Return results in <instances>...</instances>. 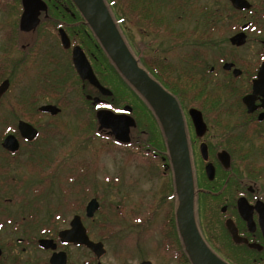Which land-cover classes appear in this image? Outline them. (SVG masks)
<instances>
[{"label":"flooded vegetation","instance_id":"1","mask_svg":"<svg viewBox=\"0 0 264 264\" xmlns=\"http://www.w3.org/2000/svg\"><path fill=\"white\" fill-rule=\"evenodd\" d=\"M30 1L31 3L26 9L23 5V0H0V186L3 188L1 196L4 198H0V200H3L2 205L10 204L13 200L20 202L21 195L25 196L29 189L26 185H29L31 187L32 204L38 206L43 202L45 204L48 203L51 212H47L46 216L41 219L46 221V223L40 227L38 226V238L24 234V238L15 239V243L13 244L12 237L20 233L19 228L21 226L19 223H22V221L21 219H12L10 215L3 213L1 209L4 210V208L0 207V264H51V259H54V257L62 258L64 264H80L76 263L75 260L74 262L71 261L69 251L71 249L87 251L89 257H92V261L82 264H105L103 259L107 255V249H105L103 240L106 239L111 243L116 242L117 245H115H119L118 247L123 249V240L128 237L124 236V234L129 235V211H126L127 214L124 212L125 208L129 206V172L123 175V171L129 168L127 166V162H129V147L136 146L137 150L145 154V158L147 159L149 156H152L158 166L161 164L162 170L158 176L164 179L170 175L169 180L170 182L172 180L174 186L166 139L163 129L150 105L130 85L129 90L141 100L145 109L153 116L152 118L154 119L151 121L158 127L165 151L154 150L150 147L149 143H146L145 146L143 140L140 139L139 131L134 132L135 128L138 130V123L135 116H133V108L129 107V105L121 106L123 102L113 103L111 101L110 98L113 94L105 86V78L108 76L106 72L109 71L110 74L117 75L118 71L103 51L73 2L71 0ZM167 1L171 2L170 0ZM103 2L105 6H107V3H113L112 0L107 2L103 0ZM228 3L235 13L240 14L244 12L250 13L255 8L251 2H248L250 5L248 10H237L232 6L230 0H228ZM259 3L260 6H264V0ZM115 5L125 7L117 3ZM155 5L157 4L146 6L148 9L158 11L159 15H157L161 19L158 22L149 21V17L145 21L140 20L134 13H131V17L134 18L137 24L147 26L149 33L163 32L169 34L166 37L174 38V31L168 30L167 15L164 14L162 8ZM182 7V5L176 4L174 6H166V8L173 10V12L181 11ZM106 8L110 12L111 7L107 6ZM112 8L116 9L117 7L112 6ZM111 18L115 23L114 18L112 16ZM121 22L123 23L124 20ZM207 23L203 25L205 28L204 33L193 36V41H195L193 44L195 46L198 43H205V41L212 38V35L217 33L215 22L209 23V25ZM21 25L29 27V29L23 30ZM237 25L238 23H235L234 27ZM244 26L245 29L242 30ZM251 27L254 28L251 20L243 21L239 29L228 38L229 45L232 48H241L242 46L231 45L230 39L243 32L247 41V31ZM262 45L264 46V42H262ZM74 49H79L84 54L95 78L101 87L108 91V93L110 92L109 95L101 93L87 80H83L80 77L73 62ZM193 51L192 49L190 54H186L183 57L185 60H182L177 66L157 56L156 53L145 56L139 54V52V55L135 56L131 47H129V52L136 60L138 67L175 98L181 111L193 174V216L201 240L211 255L222 264H264V188L259 185L260 183L263 184L260 181L264 179V164L253 166L243 161H238L240 162L239 164L236 163L247 178L254 179V181L250 180V183H248L240 176L232 174L234 172L233 169L237 168L233 162V156H235L233 154L236 153V142L234 140H231V142L229 140L230 148L228 150L219 149L215 152L214 157L213 152H211L212 150L203 141L208 132V126L203 118V113L210 112L211 104L214 103L213 99H215V103L219 100V96L208 93L207 75L217 77L219 74H223L226 77H231L233 79L232 82H237L240 81L239 79L242 77L243 72L236 67L234 60L233 62L219 60L220 68L210 67L208 70H205V65L203 66V63L196 55L198 52ZM54 56H61L64 62L60 59L61 62L52 59ZM101 56L105 59V62L100 59ZM38 57H44L42 59L46 60L42 62L41 59L40 63H37ZM51 62L55 66L61 63L66 71L73 72L76 77L74 88H77V93L81 97L83 96L89 105H91V110L95 117L93 119H95L97 127L95 128L94 136L90 139L96 140L97 144L100 142L108 144L112 152L126 151L121 154L122 162L119 165L112 166L115 168L108 171V166H104L98 162V156H95L94 164L85 160H77L73 164H70V158L72 156L74 159V155L67 153L64 154L67 165L65 167H63V163H60L59 156L54 157L56 152L53 148L54 139L58 135L52 131L53 125L51 122L45 132H43L39 121L44 119L51 120L57 117L61 112L59 107H63L68 102L64 95L58 93L61 101L55 105L51 100H55L53 99V95L57 96L46 92V89L48 90L50 86L52 87L57 83H62L66 77V73L60 76L57 67L52 68L47 66ZM263 63L264 57L254 67L253 75L247 82L248 87L246 90L234 93L235 86L232 85V82L227 87V92H230V95L234 93L233 95L235 96V99L232 101L233 110L240 115L244 124L253 125L256 128L264 124V97L262 93L253 94V82L257 78ZM226 65H232V67L226 69ZM110 66L113 69H109ZM195 68L199 69L201 73L197 74ZM101 69L103 72H101ZM234 70L239 71V73L235 75ZM202 71H204L203 74ZM21 73H25V81L28 86L20 84L21 77L23 76ZM198 85L199 87H196ZM177 87L183 90V93L175 94L173 90ZM69 92L71 90H65L66 95ZM44 97H48L50 100L42 102L43 100L41 101V99ZM245 97H252L248 101V104L244 102ZM95 99L99 101L94 103ZM185 100L191 101L192 105L197 104L199 108L192 106L185 112ZM46 106H53L59 109V113L53 115L50 112L43 111L42 108ZM125 107L131 110L127 112L124 110ZM190 110L198 111L206 126V132L201 138L195 135V129L189 116ZM100 111L125 114L133 119L135 126L129 129L128 142L118 141L109 129L99 130L97 114ZM188 121L192 128V136L188 132ZM23 126L26 130L25 132L22 131ZM84 126L88 128L86 123H84ZM253 128L254 130L256 129L255 127ZM32 129L36 134L32 139H27L26 136ZM192 137L199 141L198 156L202 163L198 183H196L194 177L191 158L193 141L190 142V139H193ZM201 144H205L206 146L207 161H204L201 157ZM114 154L117 153H112L110 158H113ZM134 154L137 155V153ZM220 155H222L223 162H227L226 167L219 159L218 156ZM225 155L228 156L227 159ZM158 161L160 163H157ZM207 164H211L214 169L212 180L208 179L205 172ZM85 195H89V199H85ZM6 196H9V198H5ZM18 196L19 198L16 199ZM159 198L156 197L157 200ZM207 198L212 202V205H217L219 210V214H214L210 217V222L206 219V223L208 222L211 228L206 226V223L204 224L203 221L206 217L204 206L202 204L198 206L200 200H207ZM174 199L177 201L175 189L174 194H171L169 197V200L173 202ZM91 201H95L94 205L96 209L91 216H88L87 206ZM53 202L61 205L63 212H56L57 207L55 208V205H51ZM70 203H74L79 208V211L75 212L71 218L66 213L67 205L69 209ZM141 208H144L152 217L153 212L157 209V204L152 199ZM176 210L177 206L174 211V221L173 216L168 214L169 216H166L168 218L167 224H164L159 229V232L164 237L161 244L169 251L164 253H171L179 264H193L185 250L178 230ZM29 217L33 219V215ZM75 218L79 219L90 241H92L90 238L91 229L86 223H94L99 233V240L92 242L102 244L104 253L100 257H96L83 245L62 242L61 233L71 229V223ZM10 225L14 226V228L8 229ZM106 233L111 235L109 237H113V240L104 237ZM40 240L52 241L50 246L54 245V248L48 250L41 248L39 246ZM170 243H174V248L171 247ZM17 248H19V251ZM124 248L127 254H129V246L124 244ZM37 253L42 255L43 259L39 258ZM143 262L151 263L148 260H144L139 264ZM54 263L58 264L59 260L52 261V264Z\"/></svg>","mask_w":264,"mask_h":264},{"label":"rangeland","instance_id":"2","mask_svg":"<svg viewBox=\"0 0 264 264\" xmlns=\"http://www.w3.org/2000/svg\"><path fill=\"white\" fill-rule=\"evenodd\" d=\"M156 1L159 3L155 6L162 8V11L168 17L166 21L168 22V30L171 29L174 31V38L166 37L169 36V34L163 32L149 33L147 31V26L137 24L134 18L131 17V13L125 10L124 7L113 6L117 7L113 9L115 15L124 20L122 26H124L126 34L129 37V47H131L133 54H135V56L139 54L150 56V54L156 53L157 56L178 66L182 60H185L183 57L186 54H190L193 49V52H198L196 55L203 63V66L205 65V70H208L210 67L220 68L219 60H226L228 62H233L234 60L236 62V67L243 72L242 77L239 79L240 81L232 82L233 79H231V77H226L223 74H219L217 77L207 75L208 93L219 96V100L216 103L214 101L215 104H211L210 112H202L203 118L208 126V132L203 141L208 145L209 149L212 150L211 152H213L212 154L214 157L215 152L219 149L228 150L230 148L229 140L230 142L234 140L239 143L236 153L233 154L235 155L233 156V162L236 166L240 163L238 161H243L253 166H256V164H264V124L260 125V127L257 126V128L253 125L244 124L240 115L233 110L234 107L232 104V101L235 99L233 94L236 92H243L247 89V82L253 75L254 67L261 61L262 57H264V46L262 45V42H264V6H260L259 3L262 0H247L251 2L255 8H253L250 13L244 12L241 14L235 13L230 7L228 0H170V3L167 0ZM174 4L182 5V10L173 12V10L166 8V6H174ZM148 19L154 22L158 19V15L149 16ZM260 19H262V21H260ZM245 20H251L254 28L251 27L248 29L247 41L244 46L238 49L232 48L229 45L228 38L239 29L240 25L243 24ZM207 21H209V23L215 22V30L217 33L212 35V38L205 41V43H198L195 46L193 44L195 43V41H193V36L204 33L205 28L203 25L207 23ZM209 23L207 24L209 25ZM235 23H238V25L234 27ZM42 58L38 57L37 63H40L39 61H41ZM52 59L62 60L63 58L61 56H54ZM100 59L105 62L102 56ZM44 60L46 59H42V62ZM62 62H64V60H62ZM47 66L52 68L57 67L60 76L66 73V77L62 83H57L52 87L50 86L48 90L46 89V92L57 96L55 97L53 95V99L55 100H51L55 105H57V102L61 101V97L58 93L66 97L68 104L59 107L61 112L57 117L51 120L44 119L39 121V125L43 132H45L51 122L53 125L52 131L58 135L55 136L54 139L53 148L54 151H56L54 157L59 156L58 158L61 160L60 163H63V167H65L67 165L64 154L70 153L74 155V159L72 156L70 158V164H73L74 161L77 160H85L86 162H92V164H94L95 156H98V162L102 163L104 166H108V171L115 168L112 166L119 165L120 162H122L121 154L126 151L112 152L108 144H102V142L97 144L96 140L93 141L90 139L94 136L97 123L95 119H93L94 114L91 110V105H89L88 101H86L83 96L81 97L77 93V88H74L76 85V77L72 71H66L61 63L55 66L51 62V64ZM195 69L197 74L201 73L199 69ZM204 71H202V74ZM106 74L108 76L105 78V86H107L113 94L110 98L111 101H113V103L123 102L121 106L129 105V107L133 108L135 113H133V116H135L138 123V130L135 128L134 132L139 131L138 134L140 133V139L143 140L145 146L146 143H149L150 147L154 150H164L165 147L161 142L162 139L158 127L151 121L153 118L145 109L141 100H139L121 81H118L117 75L110 74L109 71H107ZM231 82L232 85L235 86V92L230 95V92H227V87ZM20 84L23 86L27 85L25 73L21 77ZM196 87H199V85ZM56 90L58 91L56 92ZM65 90H71V92L66 95ZM49 100L48 97L41 99L42 102ZM126 102L129 103L126 104ZM192 106L199 108L197 104L192 105V102L189 100L184 101L185 112ZM84 123L88 125V128L84 126ZM253 127L256 129L254 130ZM188 132L189 135L192 136L191 134L193 133L190 124ZM192 138L193 139H190V142L193 141V153L191 158L194 177L196 183H198V176H200V170H202V163L198 156L199 141L194 137ZM138 152L136 146L129 147V162H127L129 168L123 171V175L129 172V206H127L129 209L127 210V208L124 207V212L129 211V235L124 234V236L128 237L123 240L124 244L129 246V254H127L124 244L122 246L123 249H120L118 247L119 245L116 246V242L111 243L105 239L103 241L105 243V249H107V255L103 259V262L105 264H139L141 261L148 260L152 264H179L175 261L171 253H164L169 251L165 249V246H162L161 243L164 237L159 232V229L164 224H167L168 218L166 216H173L174 221V211L177 206V201L175 199L174 202L169 200L170 195L174 194L172 180L170 182V175L164 179L158 176L161 174V164L158 166L152 156H149L147 159L145 158V154ZM112 153L117 154H114L113 158H110ZM134 153H137V155ZM242 154L246 156L243 157ZM157 163L160 162L158 161ZM233 171V173L231 172L233 175L236 174L238 177L240 176L248 183H250V180L254 181V179L247 178L243 171L239 169V166L234 168ZM260 182L263 184L260 183L259 185L264 188V179ZM26 186H28L29 189L25 196L21 195L20 202L13 200L10 204L2 205L3 200H0V207L4 208V210L1 209L3 213L10 215L14 220L21 219L22 221V223H19L21 227H18L20 233L12 237L13 241L17 238H24V234L30 235V237L33 238H38V226L40 227L46 223V221L41 219L46 216L47 212H51L48 203L45 204V202H43L38 206L32 204L31 187L29 185ZM2 190L3 188L0 186V196ZM9 196L5 198H9ZM155 196L158 198L160 197L159 200H157ZM85 197V199H89V195H85ZM0 198L4 199L2 196ZM18 198L19 196L16 197V199ZM152 199L155 200L157 209L153 212L151 217L149 213L141 207ZM141 200H143V202H141ZM201 204L205 208L204 213H206V217L203 220L204 224L206 223V219L210 222L211 216L219 214L217 205H212V202L208 198L207 200H200L198 206H201ZM51 205H55V208L57 207L56 212H63L61 210V205H57L55 202ZM77 207L78 206H75L74 203H70L68 209L67 205L66 213L70 215V218L75 212L79 211ZM32 215L33 219L29 217ZM86 224L91 229V240H99V233L94 223ZM205 225L210 227L208 222ZM9 228H14V226L10 225L8 229ZM109 236L111 235L107 233L104 235L107 239L113 238ZM14 243L15 241L13 244ZM170 245L174 248V243H170ZM17 250L19 251V248H17ZM69 251L72 262L75 260L76 263L82 264L92 261V257H89L87 251H76L72 249ZM37 256L43 259V256L38 253Z\"/></svg>","mask_w":264,"mask_h":264},{"label":"water","instance_id":"3","mask_svg":"<svg viewBox=\"0 0 264 264\" xmlns=\"http://www.w3.org/2000/svg\"><path fill=\"white\" fill-rule=\"evenodd\" d=\"M78 9L92 33L96 37L103 51L115 66L122 78L150 105L158 122L160 123L163 134L166 139V147L169 154V159L173 172V182L175 194L177 197L176 220L180 236L183 240L185 250L189 255L193 264H222L215 259L205 244L201 240L193 216V201H194V183L191 167V160L188 149V142L184 128L183 117L179 106L173 96L162 89L155 81H153L142 69L137 65L136 60L129 52L120 32L114 24L111 15L109 14L103 0H71ZM39 2V1H38ZM232 6L237 10H248L250 5L245 0H230ZM30 0H23V5L27 9L30 5ZM25 20V19H24ZM23 20V21H24ZM34 22V20H33ZM23 30H28L29 27L21 25ZM245 26L242 27V30ZM233 46L241 47L246 43V36L243 32L233 36L230 39ZM73 62L76 70L83 80H87L91 85L96 87L101 93L109 95L100 86L91 71V68L79 49L73 51ZM232 65H226L229 69ZM239 71L234 70L237 75ZM262 93L264 97V63L261 65L257 78L253 82V94ZM252 97H245L244 102ZM99 100L95 99L94 103ZM43 111L50 112L53 115L59 113V109L53 106L42 108ZM125 111H130L128 107ZM251 111V109H250ZM189 116L192 120L195 135L201 138L206 132V126L203 123L201 114L196 110H190ZM99 122V130L109 129L115 138L120 142H128V132L131 127L135 126L132 118L125 114H114L110 111H100L97 114ZM24 125V124H23ZM26 126V125H25ZM22 131H26L24 126ZM23 132V133H24ZM35 131L32 129L26 136L27 139H32L35 136ZM201 157L207 161V151L205 144L200 146ZM223 165L226 167L227 162H223L222 155L218 156ZM226 159L228 158L225 155ZM205 172L209 180L214 177V169L211 164H207ZM95 201H91L87 206V215L91 216L96 209ZM62 242L83 245L89 249L96 257H100L104 253L103 246L100 243H94L89 240L85 233V229L81 225L78 218H75L71 223V229L61 233ZM52 241L40 240L39 246L45 250L54 248L50 246ZM61 256H63L61 254ZM59 260L58 264H64V260L59 257H54L52 261ZM55 264V263H54ZM141 264H151L143 262Z\"/></svg>","mask_w":264,"mask_h":264},{"label":"trees","instance_id":"4","mask_svg":"<svg viewBox=\"0 0 264 264\" xmlns=\"http://www.w3.org/2000/svg\"><path fill=\"white\" fill-rule=\"evenodd\" d=\"M104 1H109V0H104ZM112 4L107 3V6L110 9V15L114 18L115 21V25L118 29V31L120 32L124 42L126 43L127 47L129 48V37L126 34V30L124 29V26H122V19L118 18L117 15H115V13L113 12V8L112 6H114V4H118V5H122L125 6V10L129 11L130 13H134V15L136 17H138L140 20L145 21L149 16H154L156 14L159 15L158 11L154 9H148L146 5H152V4H158L159 2L156 0H112ZM106 6V7H107ZM161 20V19H160ZM156 22L159 21V17L158 19L155 20ZM113 69L112 66L109 67V69ZM107 69V68H106ZM101 72H103V70L101 69ZM117 77H118V81H121L125 86H127L129 88V84L120 76V74L117 72ZM178 91V92H177ZM173 92L175 94L177 93H183V90L179 89L178 87L176 89L173 90ZM213 101H215V99H213ZM129 102H126V104H128ZM153 117V116H152ZM154 119V118H153ZM156 123V122H155ZM238 145L239 143L236 142V150L238 149ZM243 157H245V154H242Z\"/></svg>","mask_w":264,"mask_h":264}]
</instances>
